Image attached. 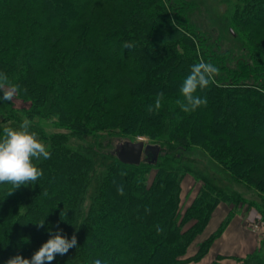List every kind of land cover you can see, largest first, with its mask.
I'll return each instance as SVG.
<instances>
[{
	"label": "trees",
	"instance_id": "trees-1",
	"mask_svg": "<svg viewBox=\"0 0 264 264\" xmlns=\"http://www.w3.org/2000/svg\"><path fill=\"white\" fill-rule=\"evenodd\" d=\"M226 1L228 32L242 46L211 42L186 15L187 0H0V73L27 103L0 100V139L26 118L51 153L33 161L44 173L35 184H0V264L31 258L58 230L78 246L51 264H184L216 206L245 201L197 168L191 145L253 186L263 202L250 205L264 216V0ZM201 59L219 74L197 92L207 104L185 113L180 88ZM134 134L160 147L157 161L129 164L109 151L112 139ZM188 173L202 184L183 210ZM263 236L232 264H264Z\"/></svg>",
	"mask_w": 264,
	"mask_h": 264
},
{
	"label": "clouds",
	"instance_id": "clouds-1",
	"mask_svg": "<svg viewBox=\"0 0 264 264\" xmlns=\"http://www.w3.org/2000/svg\"><path fill=\"white\" fill-rule=\"evenodd\" d=\"M124 48L130 49L135 45L129 42L124 43ZM219 74V68L211 62L203 59L191 67L190 74L184 79L180 93L182 100H177V104L185 113H193L201 106L207 104V99L197 94L198 90H204L214 83L215 77ZM19 91L18 85H9L8 77L0 73V100L12 101ZM164 94L158 93L153 105H149L147 111H158ZM32 122L24 119L19 128L5 127L4 136L0 139V184H11L14 189H19L22 185L35 184L43 177V170L38 168L33 161L50 159L51 153L38 138L35 132L29 129ZM123 175V173H122ZM13 192V191H12ZM10 192L9 195L12 193ZM120 195H124L123 186L117 188ZM43 228L45 220L36 223ZM157 231L162 229L157 227ZM62 230L54 233L32 256L24 258L16 255L7 261V264H51L57 255H65L70 249L77 247V236L73 234L71 239L61 234ZM93 264H101L100 260H95Z\"/></svg>",
	"mask_w": 264,
	"mask_h": 264
},
{
	"label": "rangeland",
	"instance_id": "rangeland-1",
	"mask_svg": "<svg viewBox=\"0 0 264 264\" xmlns=\"http://www.w3.org/2000/svg\"><path fill=\"white\" fill-rule=\"evenodd\" d=\"M187 1L191 3V6L188 14L186 15H188L191 21L199 22L202 25L200 26L201 30L208 31L207 34L211 42L212 41H214L215 43L219 42V44H221L223 47L230 46L232 44L241 45L237 40L235 41V39L233 38L234 34L228 32L230 18L226 16L229 7L228 6L229 3L226 0H187ZM13 100L15 101V104L17 106H23L27 104L19 100L17 96H15ZM125 139L128 138L112 139L111 144L109 145V151L111 153H115V149L118 147V145L124 141H127ZM138 140H143L146 145H155L154 143L150 142V139L146 135L143 134H134L133 138H130L129 141H138ZM190 150L197 157L196 158V160H198L197 161L198 163H196L197 168L215 175L218 179L224 181L225 185H228V187H230L231 189H235L241 192L242 198L245 201L244 202L241 201L235 204L234 206L228 203L230 210L232 207L234 208V210L236 211L234 215L238 213H244V214L246 213L245 215H248L249 219L253 223L254 228L259 232L262 239V236L264 235V216L261 214L257 205L256 207L250 205V202L254 201V203L258 204V206L260 207V205L263 202V200L260 199V197L257 195L258 192L256 191V189H254L253 186L245 183V181L240 178H236V179L232 178L229 171L226 168H224L225 166L220 165L203 148L191 145ZM160 153H161V149L157 154L153 150H150L147 153H144L143 160H149L151 162H155L157 161V158ZM154 174H155V169H152L148 174V179L151 180L154 177ZM201 184L202 182L200 180H197L195 176L192 175L191 173H188L184 176V178L182 179L183 198L181 199V206L183 210L196 197V195L199 192ZM221 223L218 222L215 228L213 227V223H212L210 227H208L206 233L210 235L212 232H214L219 228L220 226L219 224ZM212 229L213 231H211ZM187 256H191V257H189V259L186 262L197 261L199 259V258H194L195 255L187 254ZM234 257L235 256H219L216 258V260L218 261L219 264H232L234 263L235 260Z\"/></svg>",
	"mask_w": 264,
	"mask_h": 264
},
{
	"label": "crops",
	"instance_id": "crops-1",
	"mask_svg": "<svg viewBox=\"0 0 264 264\" xmlns=\"http://www.w3.org/2000/svg\"><path fill=\"white\" fill-rule=\"evenodd\" d=\"M182 198L181 189V199ZM229 211L230 207L227 202H220L216 206L203 232H201L189 245L185 257H191L187 256V254H196L199 244L209 236L206 233L208 227L213 223V227L215 228L218 222L221 223L227 217ZM245 214L238 213L234 215L222 233L213 240L208 251L203 256L197 261H191V259V262H185L184 264H213L219 256H245L253 252L259 246L261 236L254 228L248 215ZM213 229L211 231H213Z\"/></svg>",
	"mask_w": 264,
	"mask_h": 264
},
{
	"label": "water",
	"instance_id": "water-1",
	"mask_svg": "<svg viewBox=\"0 0 264 264\" xmlns=\"http://www.w3.org/2000/svg\"><path fill=\"white\" fill-rule=\"evenodd\" d=\"M153 150L156 154L160 151L157 145H146L143 140L124 141L115 149V154L125 163L139 164L143 160L144 153Z\"/></svg>",
	"mask_w": 264,
	"mask_h": 264
}]
</instances>
